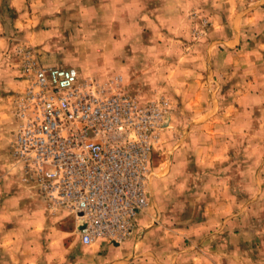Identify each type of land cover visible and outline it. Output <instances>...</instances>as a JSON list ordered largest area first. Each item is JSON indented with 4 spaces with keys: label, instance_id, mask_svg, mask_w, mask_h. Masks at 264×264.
<instances>
[{
    "label": "rangeland",
    "instance_id": "rangeland-1",
    "mask_svg": "<svg viewBox=\"0 0 264 264\" xmlns=\"http://www.w3.org/2000/svg\"><path fill=\"white\" fill-rule=\"evenodd\" d=\"M22 48L165 109L124 242L83 246L13 167ZM0 264H264V0H0Z\"/></svg>",
    "mask_w": 264,
    "mask_h": 264
},
{
    "label": "built area",
    "instance_id": "built-area-1",
    "mask_svg": "<svg viewBox=\"0 0 264 264\" xmlns=\"http://www.w3.org/2000/svg\"><path fill=\"white\" fill-rule=\"evenodd\" d=\"M18 53L27 85L14 106L13 167L52 211L73 218L83 246L124 242L149 204L165 109L107 95L76 68L45 66L27 48Z\"/></svg>",
    "mask_w": 264,
    "mask_h": 264
},
{
    "label": "crops",
    "instance_id": "crops-1",
    "mask_svg": "<svg viewBox=\"0 0 264 264\" xmlns=\"http://www.w3.org/2000/svg\"><path fill=\"white\" fill-rule=\"evenodd\" d=\"M14 70L12 68H8L5 66V96H6V92L7 91H10V89L12 87H16V84L14 82V78H13V75H14ZM9 182V179L6 180L5 178V183H8ZM16 193L14 192H7L5 191V213L7 211V203H12L11 201L14 200L15 198V202H16V199H17V194L15 195ZM52 211V210H51ZM64 215H67L64 213ZM6 221V220H5Z\"/></svg>",
    "mask_w": 264,
    "mask_h": 264
}]
</instances>
